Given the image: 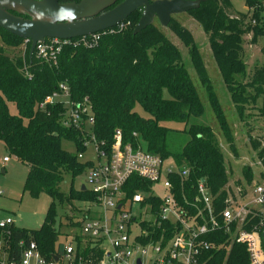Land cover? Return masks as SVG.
Segmentation results:
<instances>
[{"label": "trees", "instance_id": "obj_1", "mask_svg": "<svg viewBox=\"0 0 264 264\" xmlns=\"http://www.w3.org/2000/svg\"><path fill=\"white\" fill-rule=\"evenodd\" d=\"M232 1L203 0L200 8L188 15L194 17L209 36L224 84L230 90L238 113L242 114L239 104L242 98L232 88L237 85L238 77L248 79L247 65L242 60L243 39L250 33L263 38L264 34L259 35L258 30H252L246 23V16L234 14ZM245 2L250 10L261 7L258 0ZM141 16V11L134 13L128 19L129 27L102 35L95 47L66 46L56 61L42 60L36 55L31 57V43L25 57L15 60L5 55L0 47V141L11 155L28 167L24 192L35 199L46 195L53 200L39 231L13 229L15 247L22 239L33 240L43 255L50 258L59 235L54 228L55 202L73 207L74 200L83 202L89 197L81 190L76 192L73 185L69 195L60 191L66 175H70L74 183L87 166L78 161L77 155H71L62 148V141L68 140L75 144L78 153L83 151L81 134L61 125V107L40 108L48 96L59 90L60 84L69 86L73 101L89 99L96 120V137L109 145L113 144L115 132L119 130L125 144L143 148L141 139L147 152L166 160L171 156L166 142L170 132L175 130L163 126L164 123L185 125L188 130L181 133L188 136V142L181 153L172 157L178 166L190 169V176L184 182L173 178L177 200L183 206L193 203L199 182L205 180L216 197V211L220 213L226 208L229 176L216 134L211 126L190 125L192 119L204 116L205 104L183 64L180 50L167 38L159 23L134 34ZM168 29L190 49L195 72L216 121L230 151L236 155L232 129L191 33L181 28L174 18ZM0 32L13 40L25 42L1 28ZM249 79L246 87L254 88L257 97L264 96V65L256 69ZM9 103L16 105L18 115H11ZM138 108L149 118L141 117ZM262 112L264 114V98ZM253 177L254 174L246 173L247 185L252 184ZM237 185L239 189L243 187L240 183ZM150 189V183L133 176L124 192L132 197L138 191L147 194ZM260 215L259 211L254 212L245 229L259 228ZM220 236L219 240L227 242V235L222 233ZM209 264H249L246 247L234 244L228 250L213 252Z\"/></svg>", "mask_w": 264, "mask_h": 264}, {"label": "built area", "instance_id": "obj_2", "mask_svg": "<svg viewBox=\"0 0 264 264\" xmlns=\"http://www.w3.org/2000/svg\"><path fill=\"white\" fill-rule=\"evenodd\" d=\"M130 25L127 21L113 30L78 40H46L37 44L35 55L56 61L66 46L92 48L102 35L123 31ZM65 98L70 101L68 106L63 103ZM55 105L62 109L61 125L81 134L83 151L77 158L87 164L84 186L89 197L78 203L80 207L73 205L79 215L70 217L71 232L63 239L58 235L50 258L33 240L22 239L15 247L14 220L0 219V264H209L213 252L228 250L234 244L246 247L249 264H264V158L259 161V180L253 177L252 184L244 187V195L238 192L241 200L236 201L229 186L226 188V208L220 213L205 180L198 184L195 201L183 206L177 200L173 178L188 180V167L176 162L166 166L165 160L140 145L125 144L119 130L113 144L99 141L89 99L73 101L67 84H60L40 108ZM88 150L93 151L89 159L85 156ZM9 161L4 159V164ZM133 176L150 183V192L138 191L128 197L124 188ZM156 186L164 189L163 199L158 197ZM257 210L261 213L260 227L246 230ZM222 233L228 236L227 242L219 240Z\"/></svg>", "mask_w": 264, "mask_h": 264}, {"label": "rangeland", "instance_id": "obj_3", "mask_svg": "<svg viewBox=\"0 0 264 264\" xmlns=\"http://www.w3.org/2000/svg\"><path fill=\"white\" fill-rule=\"evenodd\" d=\"M155 1V0H154ZM261 7L255 9H247L245 0H233V12L246 16V23L254 30H258V34H264V0H258ZM257 16V17H256ZM176 23L191 33L195 47L204 60L212 85L218 96L221 106L226 115L227 122L232 129L236 143L237 154L234 155L227 145L220 125L216 121L213 110L209 104L207 96L204 92V87L195 72V68L191 59L190 49L185 47L169 29H164L167 38L180 50L183 64L190 74L200 97L205 104L206 113L200 119H192L190 125L199 124L211 126L216 134L220 144L221 152L224 155L226 171L229 176V189L231 195H234L236 201L241 200L238 192H242L246 186L244 179L246 173L254 174V177L259 180L261 167L259 161L264 157V114H263V98L261 95L257 97V91L251 88L249 77L256 69L264 65V38L256 37V34L250 33L244 36L242 44L243 62L247 65L248 79L238 77L237 85H234L232 90L241 96L240 107L242 114L238 113L236 105L230 96V90L224 84L220 70L214 58L213 50L210 46L209 36L205 34L203 28L196 19L188 14L174 17ZM155 25L158 21H155ZM88 43V42H87ZM0 47L5 55L15 60L20 57L24 58L28 49L26 42L13 40L4 33L0 32ZM70 101L63 99V103L68 106ZM9 112L11 115H18V110L15 104L9 103ZM139 115L145 119L149 116L145 114L141 108L137 109ZM189 125V126H190ZM165 127L175 130L170 132L166 146L171 156L165 160L166 166L175 162L173 154H179L188 142V136L181 133L185 129V125L177 123H164ZM115 136V135H114ZM136 136V134H134ZM140 139V138H139ZM145 150V144L140 139ZM62 148L71 155H77L78 149L71 141L63 140ZM146 151V150H145ZM93 151L88 150L85 153L87 159L92 158ZM8 158L9 163L4 164V159ZM0 170H5L6 173H0V219L12 218L15 222V227L28 231H39L44 223L45 217L53 203V200L42 195L39 198H32L24 192V185L28 176V167L23 165L15 156L11 155L0 141ZM250 172V173H248ZM242 184V188H238V183ZM86 183V175L82 174L75 179L74 183L70 175L64 177V182L60 186L61 193L69 195L72 185L76 192L81 190V187ZM246 189V188H245ZM158 197L163 199L166 195L161 186H156ZM76 200L73 205L80 207ZM259 211V210H257ZM77 211H73L71 206H62L58 201L55 202V230L60 234L62 239L65 235L71 232L70 222L68 218L78 216ZM68 216V217H67Z\"/></svg>", "mask_w": 264, "mask_h": 264}, {"label": "water", "instance_id": "obj_4", "mask_svg": "<svg viewBox=\"0 0 264 264\" xmlns=\"http://www.w3.org/2000/svg\"><path fill=\"white\" fill-rule=\"evenodd\" d=\"M61 1L0 0V28L25 42H30L32 57L38 43L51 39L78 40L105 33L127 22L137 11H141L142 16L134 30L135 35L154 25L155 21L164 29H168L175 16L198 10L203 0H81L79 3ZM81 191H86L84 185ZM261 238L264 246V230Z\"/></svg>", "mask_w": 264, "mask_h": 264}, {"label": "crops", "instance_id": "obj_5", "mask_svg": "<svg viewBox=\"0 0 264 264\" xmlns=\"http://www.w3.org/2000/svg\"><path fill=\"white\" fill-rule=\"evenodd\" d=\"M9 162H10V161H9ZM9 162H8V163H9ZM4 172L6 173V171H5V170H4ZM255 179L257 180V178H255Z\"/></svg>", "mask_w": 264, "mask_h": 264}, {"label": "flooded vegetation", "instance_id": "obj_6", "mask_svg": "<svg viewBox=\"0 0 264 264\" xmlns=\"http://www.w3.org/2000/svg\"><path fill=\"white\" fill-rule=\"evenodd\" d=\"M62 3H64V2H62Z\"/></svg>", "mask_w": 264, "mask_h": 264}]
</instances>
